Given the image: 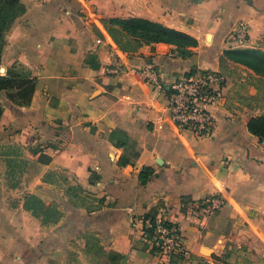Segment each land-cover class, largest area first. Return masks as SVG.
I'll use <instances>...</instances> for the list:
<instances>
[{
    "label": "crops",
    "instance_id": "crops-1",
    "mask_svg": "<svg viewBox=\"0 0 264 264\" xmlns=\"http://www.w3.org/2000/svg\"><path fill=\"white\" fill-rule=\"evenodd\" d=\"M22 2L27 11L6 35L0 71L24 69L36 89L27 105L0 94V147L19 150L18 156L0 152V225H16L13 239L30 248L10 250L0 240V264H101L103 258L87 247L92 232L122 255L117 264H171L143 240L146 215L162 205L186 239L189 254L179 264H264V142L248 129L264 107L250 97L258 96L259 85L243 82L264 76L225 55L230 49L264 51V0ZM117 17L160 22L198 44L187 58L170 43L134 50L136 44L107 35L104 20ZM241 24L248 27L245 43L234 38ZM115 58L124 65L111 74ZM145 66L161 74L166 88L136 74ZM207 69L225 74L226 101L212 108L214 132L197 137L173 122L168 86ZM247 87L251 95L243 93ZM113 131L126 134L128 142L122 145L119 135L112 139ZM148 166L156 175L142 183L140 172ZM13 173L17 179L8 183ZM66 186H79L81 197L67 196ZM7 190L20 192V202L11 198L8 205L2 197ZM28 193L57 202L66 217L43 226L24 208ZM215 193L224 194V206L209 219L199 218L189 203ZM64 225L65 231L56 230Z\"/></svg>",
    "mask_w": 264,
    "mask_h": 264
},
{
    "label": "trees",
    "instance_id": "trees-1",
    "mask_svg": "<svg viewBox=\"0 0 264 264\" xmlns=\"http://www.w3.org/2000/svg\"><path fill=\"white\" fill-rule=\"evenodd\" d=\"M27 11L26 5L22 0H0V67L2 63V53L6 45V35L11 30L16 20L24 15ZM110 29L117 30L112 26L117 25L121 27L120 32L122 37L128 38L130 44L136 50L143 44L152 43H170L177 47L178 53L181 57L187 58L193 54V47L197 46L198 40L183 31L166 26L160 22H155L141 17L129 18H109L104 20ZM121 39L116 41L122 44ZM226 57L234 62L243 64L251 68L258 75L264 76V51L261 49H230L225 52ZM192 71L190 73H194ZM188 73V74H190ZM36 89L35 79L30 76L28 71L24 69H10L6 74L0 71V94L2 91L7 92L10 100L19 105H27L31 102ZM4 107L0 100V119L3 115ZM248 129L251 133L258 136L264 142V114L255 116L250 119ZM119 135V140L124 145L128 142L126 134L120 131H113L111 134L112 139ZM134 156L138 157L140 148L133 145ZM51 175V174H50ZM156 172L154 168L148 166L142 169L139 178L142 183L150 181ZM79 192L82 189L79 186H70L66 189V195L72 198H80ZM83 199V198H82ZM85 200V199H83ZM104 199L99 200L100 208ZM24 208L32 213L33 216L40 219L43 226L58 223L62 218V211L57 202L47 204L36 194L28 193L24 198ZM156 214H148L146 218H154ZM87 247L93 249L103 258L101 264H117L122 255L116 251L110 250L99 242V238L95 233L88 234ZM216 260L219 258L215 257ZM185 261V257L179 255H172L170 258L171 264H179ZM218 264V263H214Z\"/></svg>",
    "mask_w": 264,
    "mask_h": 264
},
{
    "label": "built area",
    "instance_id": "built-area-1",
    "mask_svg": "<svg viewBox=\"0 0 264 264\" xmlns=\"http://www.w3.org/2000/svg\"><path fill=\"white\" fill-rule=\"evenodd\" d=\"M248 27L241 24L234 33V38L245 43ZM101 42V39L98 40ZM123 61L115 58L108 65V72L118 74L122 71ZM140 78L158 88H166L161 74L150 66L136 70ZM227 78L217 70H197L194 73L176 77L169 83L170 112L175 125L182 130H189L197 137L210 136L216 128L213 107L221 106L226 101ZM225 196L215 193L201 200L190 202L196 215L201 219L211 218L225 204ZM167 205L159 207L154 218L146 221L143 240L147 249L157 257L171 258L172 255L187 257L189 254L186 239L179 223L169 217Z\"/></svg>",
    "mask_w": 264,
    "mask_h": 264
},
{
    "label": "rangeland",
    "instance_id": "rangeland-1",
    "mask_svg": "<svg viewBox=\"0 0 264 264\" xmlns=\"http://www.w3.org/2000/svg\"><path fill=\"white\" fill-rule=\"evenodd\" d=\"M105 26V28L108 26L109 27V25H107V24H105L104 25ZM106 30H107V28H106ZM117 30H119V29H117ZM117 30H114V29H110V27H109V29L107 30V35L109 36V38L112 40V41H118L119 39H121V40H123L122 41V44H130L129 42H128V38H124V37H122V35L120 34V32L119 31H117ZM243 82H246L247 83V86L249 85V86H251L252 85V87H254V86H256V85H259V94H258V96H256V94L255 95H252V96H250L251 97V99L252 100H254V101H256V102H260V103H262V105H263V107H264V78H260V77H253L252 78V81H243ZM243 93L244 94H248V95H251V93H250V91H249V89H248V87H247V89L246 90H244V88H243ZM2 151H7V152H11V154H13L14 156H18L19 155V150H16V149H10V148H7V149H4L3 147L1 148L0 147V152H2ZM20 155H25V152H22V153H20ZM12 169H18V167H17V165H15V166H12ZM6 179V181L8 182V183H12L14 180H16L17 179V177L16 176H14V173L12 174V175H8V178L6 177L5 178ZM63 179V178H62ZM6 182V183H7ZM66 189H67V186H66V188H65V194H66ZM8 192H9V190H7V193L5 192V194L4 195H2V197H4L5 199H6V202L8 203V205H10V203H11V198H14V199H16V200H18L19 202H20V199H21V194H20V192H19V194L17 195V196H14L13 194H8ZM60 206V205H59ZM14 211H17V210H14ZM5 214V212H1V210H0V215H4ZM66 215H67V212H65V211H62V218L61 219H64L65 217H66ZM33 216V215H32ZM35 217V216H34ZM37 218V217H36ZM39 221H40V219L39 218H37ZM40 223H41V221H40ZM42 224V223H41ZM52 225V224H51ZM50 225V226H51ZM54 225V224H53ZM52 225V226H53ZM55 228V227H54ZM64 228H66V226L64 225V226H62V227H60V228H57L56 230L57 231H60V232H62L63 231V229ZM16 229H17V226L16 225H0V235L2 236L1 238H0V240L2 241L1 243H6L7 244V247L10 249V250H12V249H16V248H18V249H25V248H30V247H28L26 244L25 245H23V244H20V243H17L13 238H15V236H12L15 232H16ZM30 230H31V234H34L33 232H34V230L36 231V229H35V226H33V225H31V227H30ZM66 230H68V228L66 229ZM64 231H65V229H64ZM28 251V250H27ZM62 261H60V263H61ZM246 262H244V264H245Z\"/></svg>",
    "mask_w": 264,
    "mask_h": 264
}]
</instances>
